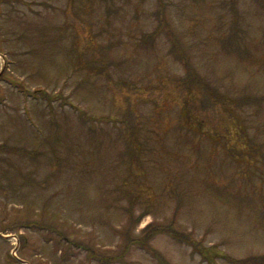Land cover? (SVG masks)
Wrapping results in <instances>:
<instances>
[{"label":"rangeland","instance_id":"rangeland-1","mask_svg":"<svg viewBox=\"0 0 264 264\" xmlns=\"http://www.w3.org/2000/svg\"><path fill=\"white\" fill-rule=\"evenodd\" d=\"M0 264H264V0H0Z\"/></svg>","mask_w":264,"mask_h":264},{"label":"trees","instance_id":"trees-1","mask_svg":"<svg viewBox=\"0 0 264 264\" xmlns=\"http://www.w3.org/2000/svg\"><path fill=\"white\" fill-rule=\"evenodd\" d=\"M191 85H194L195 88L192 89ZM186 87L189 97L188 100L183 101V106L181 111V115L185 123V128L186 129L189 128V131H193V130L197 131L198 136H203L204 138L207 136V138L210 141L215 140L216 136H213L212 131L209 132V130H206L207 128H205V126H207V124H204L206 122L205 119L201 120L199 116L192 115L191 113L192 104L190 102V98L192 100H196L198 98L199 100L211 101L210 103L211 105H213V103L220 104L222 106V109L225 106L224 112L228 113V115L231 114L229 115L231 119L235 118V114H233L231 111L232 106L235 105V107L239 109L245 105L246 101L244 99L249 98L242 96L239 97L238 99H230L227 95L222 94L216 87L207 84V82L204 81L202 78H199L198 75L195 76L194 79L190 78V80L186 84ZM203 92L205 93V95L203 94ZM194 107L195 106L193 105V108ZM83 119L88 120L86 115L83 116ZM231 124H233L232 127L226 125V127L228 128L226 129L227 134L222 136L221 137L222 139L221 140L219 139L216 142H219L222 145V147L225 149L227 148L228 145H230L231 148H234L233 150L236 152V156L241 158V161L239 163L255 162L253 161L254 156L252 154L248 152L247 153L243 152L242 154H240L239 152L242 150H250L253 147V145L254 147H257V145L255 143L252 144L248 139L246 142V131L244 127L239 125L237 126V124H235L233 119Z\"/></svg>","mask_w":264,"mask_h":264}]
</instances>
